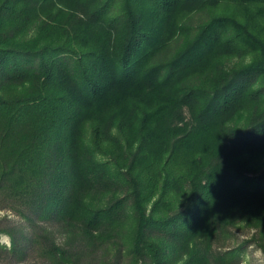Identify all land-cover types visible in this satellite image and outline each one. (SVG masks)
Masks as SVG:
<instances>
[{"label":"trees","instance_id":"trees-1","mask_svg":"<svg viewBox=\"0 0 264 264\" xmlns=\"http://www.w3.org/2000/svg\"><path fill=\"white\" fill-rule=\"evenodd\" d=\"M221 4L245 20L213 16ZM255 18L264 0H0V210L67 232L35 240L43 257L215 263L211 221L229 208L262 230L264 252V181L229 172L264 153ZM242 53L247 65H222ZM112 140L136 144L123 164L97 158Z\"/></svg>","mask_w":264,"mask_h":264},{"label":"rangeland","instance_id":"rangeland-1","mask_svg":"<svg viewBox=\"0 0 264 264\" xmlns=\"http://www.w3.org/2000/svg\"><path fill=\"white\" fill-rule=\"evenodd\" d=\"M210 12L213 16H232L242 21L246 18V14L240 7L231 4H221L212 8ZM252 23L259 31L260 27L264 26V20L260 18L253 19ZM221 61L223 66L237 69L247 65L250 56L242 53ZM10 88L13 89V87ZM109 143H102L103 147L107 145L111 147L107 148L104 155H99L98 160H104L105 157L112 158L111 152L108 153V149H110L117 151L119 159H122L119 163L123 164V154L129 151L133 152L136 148L135 143L129 148H125L122 142L117 143L112 140ZM240 162L246 164L245 167L235 166L232 168L229 165L231 174H237L242 180L249 178L254 182L264 181V153L247 155ZM176 198L180 207L186 204L185 194H180ZM151 202L145 204L147 212L151 209ZM129 217V222L124 230H130L133 225L130 214ZM218 219L213 218L211 221L214 222V236L211 239L210 254L216 262L212 261L209 264H264V252L259 247L262 230L249 226L243 219L240 209L224 210ZM0 230V264H52L42 256L39 248L35 245V240L46 245L60 246L68 239L67 232L54 222H26L10 210H0ZM88 251V261L92 264H113V255H110L109 259L100 250L92 251L89 248ZM129 252L128 248L124 249L120 264H134L133 259L128 256ZM168 257L167 264H185L179 256L172 254ZM217 257L220 260H217Z\"/></svg>","mask_w":264,"mask_h":264}]
</instances>
